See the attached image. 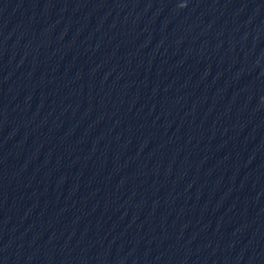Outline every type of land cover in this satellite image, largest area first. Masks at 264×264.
<instances>
[{"label":"water","instance_id":"water-1","mask_svg":"<svg viewBox=\"0 0 264 264\" xmlns=\"http://www.w3.org/2000/svg\"><path fill=\"white\" fill-rule=\"evenodd\" d=\"M0 264H264V0H0Z\"/></svg>","mask_w":264,"mask_h":264}]
</instances>
